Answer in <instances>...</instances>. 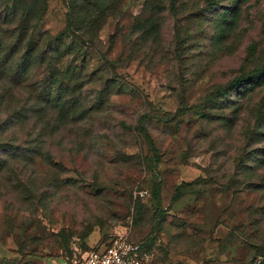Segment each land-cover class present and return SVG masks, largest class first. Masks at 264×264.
I'll use <instances>...</instances> for the list:
<instances>
[{
	"label": "rangeland",
	"instance_id": "obj_1",
	"mask_svg": "<svg viewBox=\"0 0 264 264\" xmlns=\"http://www.w3.org/2000/svg\"><path fill=\"white\" fill-rule=\"evenodd\" d=\"M118 238L264 261V0H0V264Z\"/></svg>",
	"mask_w": 264,
	"mask_h": 264
},
{
	"label": "built area",
	"instance_id": "obj_2",
	"mask_svg": "<svg viewBox=\"0 0 264 264\" xmlns=\"http://www.w3.org/2000/svg\"><path fill=\"white\" fill-rule=\"evenodd\" d=\"M69 264H143L138 245L118 238L103 249H93L73 255Z\"/></svg>",
	"mask_w": 264,
	"mask_h": 264
},
{
	"label": "trees",
	"instance_id": "obj_3",
	"mask_svg": "<svg viewBox=\"0 0 264 264\" xmlns=\"http://www.w3.org/2000/svg\"><path fill=\"white\" fill-rule=\"evenodd\" d=\"M253 78H254V77H253ZM255 78H256V77H255ZM241 81H242V80H241ZM241 81H238V82H234V83H232L231 86H230L229 88H234V89L239 88V87L241 86ZM143 131H144V133L146 134V138H147L149 144L151 145V148H152L153 150H155V149H154V146H153V143H152V140H151V139L149 138V136L147 135V129L143 128ZM174 199L176 200V199H177V196H176ZM139 248H141V247H139ZM259 264H264V261L260 262Z\"/></svg>",
	"mask_w": 264,
	"mask_h": 264
}]
</instances>
